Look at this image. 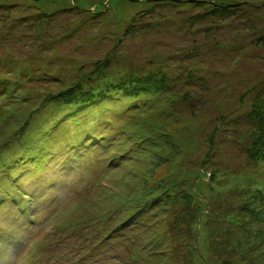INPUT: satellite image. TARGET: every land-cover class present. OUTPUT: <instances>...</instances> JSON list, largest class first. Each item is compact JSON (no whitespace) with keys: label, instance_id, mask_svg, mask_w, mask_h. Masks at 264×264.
<instances>
[{"label":"rangeland","instance_id":"1","mask_svg":"<svg viewBox=\"0 0 264 264\" xmlns=\"http://www.w3.org/2000/svg\"><path fill=\"white\" fill-rule=\"evenodd\" d=\"M263 100L264 0H0V264H264Z\"/></svg>","mask_w":264,"mask_h":264},{"label":"trees","instance_id":"2","mask_svg":"<svg viewBox=\"0 0 264 264\" xmlns=\"http://www.w3.org/2000/svg\"><path fill=\"white\" fill-rule=\"evenodd\" d=\"M221 8L215 7L213 10L219 11ZM227 8H222L221 10L226 11ZM125 87V88H124ZM127 87V88H126ZM83 88V87H82ZM80 86L79 82H71V85H69L66 88L59 89L55 93H48L54 101H63L65 105H74V106H81L84 107V105L92 103L94 100H98V95L95 93L92 89H88L87 91H83ZM111 88V87H110ZM165 88V79H156L153 75H148L146 77H141L136 79L135 82L132 83V85H126L125 83H119L114 84L112 89H122L124 92V95L126 98H136L142 95L146 96H153L155 94L161 93ZM151 92L150 94H144ZM163 93V92H162ZM46 96V95H45ZM45 98H48V97ZM44 98V99H45ZM49 101L45 99L44 102ZM79 108V107H78ZM252 113L254 115L255 120V128L253 133V138L250 142V144L246 147V154L252 161H258V160H264V100L262 102H256L253 105ZM214 174L212 171L209 173V177ZM214 176V175H213ZM184 191V190H183ZM182 193V191H180ZM176 195H174L175 197ZM182 196V198L185 199L186 205L181 210L174 211L175 213L172 216V221L170 223V226L177 227V233L180 234L181 231H184V228L182 227V224L185 225V229L192 228V220H195L196 217L199 216L200 210L198 209V206L195 202V197L193 194L184 192V195H178ZM3 196H0V201ZM257 196H252L249 201H251V204H240L241 208L244 210L245 213L251 215L252 217L257 218L260 220V222H264V218L262 219L264 215V202L263 200H259V202L256 200ZM174 201H172L169 205H172ZM256 203H259L260 208L255 207L254 205ZM244 205V206H242ZM246 205V206H245ZM193 211H190L192 210ZM189 218V219H188ZM191 220V222H189ZM259 222V223H260ZM259 233H262V231L258 230ZM188 232V231H187ZM172 233H174L172 231ZM258 233V234H259ZM173 235V234H172ZM175 235V234H174ZM175 237H181L176 236ZM175 243V239L173 241ZM176 243L181 244L177 238ZM178 247L182 248L184 245H178Z\"/></svg>","mask_w":264,"mask_h":264},{"label":"water","instance_id":"3","mask_svg":"<svg viewBox=\"0 0 264 264\" xmlns=\"http://www.w3.org/2000/svg\"><path fill=\"white\" fill-rule=\"evenodd\" d=\"M149 1H163V0H149ZM173 1H177V0H173Z\"/></svg>","mask_w":264,"mask_h":264}]
</instances>
